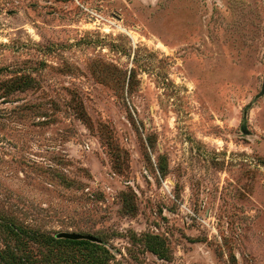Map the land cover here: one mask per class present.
I'll list each match as a JSON object with an SVG mask.
<instances>
[{
	"label": "rangeland",
	"instance_id": "obj_1",
	"mask_svg": "<svg viewBox=\"0 0 264 264\" xmlns=\"http://www.w3.org/2000/svg\"><path fill=\"white\" fill-rule=\"evenodd\" d=\"M0 264H264V0H0Z\"/></svg>",
	"mask_w": 264,
	"mask_h": 264
},
{
	"label": "water",
	"instance_id": "obj_2",
	"mask_svg": "<svg viewBox=\"0 0 264 264\" xmlns=\"http://www.w3.org/2000/svg\"><path fill=\"white\" fill-rule=\"evenodd\" d=\"M58 239H65V240H79L85 238L84 236L81 235H76L72 233H60L57 235Z\"/></svg>",
	"mask_w": 264,
	"mask_h": 264
},
{
	"label": "trees",
	"instance_id": "obj_3",
	"mask_svg": "<svg viewBox=\"0 0 264 264\" xmlns=\"http://www.w3.org/2000/svg\"><path fill=\"white\" fill-rule=\"evenodd\" d=\"M54 243H59V242H66V243H76V241H70V240H51Z\"/></svg>",
	"mask_w": 264,
	"mask_h": 264
}]
</instances>
